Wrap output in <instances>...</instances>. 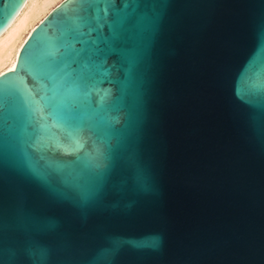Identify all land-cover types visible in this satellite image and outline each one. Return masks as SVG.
I'll use <instances>...</instances> for the list:
<instances>
[{
    "label": "water",
    "instance_id": "obj_1",
    "mask_svg": "<svg viewBox=\"0 0 264 264\" xmlns=\"http://www.w3.org/2000/svg\"><path fill=\"white\" fill-rule=\"evenodd\" d=\"M0 116V264H264V0H62Z\"/></svg>",
    "mask_w": 264,
    "mask_h": 264
},
{
    "label": "bare ground",
    "instance_id": "obj_2",
    "mask_svg": "<svg viewBox=\"0 0 264 264\" xmlns=\"http://www.w3.org/2000/svg\"><path fill=\"white\" fill-rule=\"evenodd\" d=\"M62 0H26L9 26L0 34V74L10 70L27 36Z\"/></svg>",
    "mask_w": 264,
    "mask_h": 264
},
{
    "label": "snow or ice",
    "instance_id": "obj_3",
    "mask_svg": "<svg viewBox=\"0 0 264 264\" xmlns=\"http://www.w3.org/2000/svg\"><path fill=\"white\" fill-rule=\"evenodd\" d=\"M4 27H6V24L2 20H0V29H3ZM3 132L4 129H3L2 116H0V143H2L3 140Z\"/></svg>",
    "mask_w": 264,
    "mask_h": 264
}]
</instances>
